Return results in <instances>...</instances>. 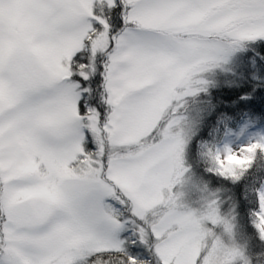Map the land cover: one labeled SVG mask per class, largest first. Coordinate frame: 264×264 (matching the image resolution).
Wrapping results in <instances>:
<instances>
[{"label": "snow or ice", "instance_id": "obj_1", "mask_svg": "<svg viewBox=\"0 0 264 264\" xmlns=\"http://www.w3.org/2000/svg\"><path fill=\"white\" fill-rule=\"evenodd\" d=\"M257 40L264 0H0V264L228 255L172 207L186 171L174 102Z\"/></svg>", "mask_w": 264, "mask_h": 264}, {"label": "rangeland", "instance_id": "obj_2", "mask_svg": "<svg viewBox=\"0 0 264 264\" xmlns=\"http://www.w3.org/2000/svg\"><path fill=\"white\" fill-rule=\"evenodd\" d=\"M248 43L245 42L230 50L218 66L203 74L202 78L206 83L201 90L196 91L195 94L183 96L179 101L174 102L176 116L180 120L179 130H182L184 141L182 164L183 168L186 169L182 177V183L176 186L175 191L184 193V202L192 209H201L207 202L215 201L219 216L231 220L234 225L231 241L224 232L223 225L213 226L208 224L206 226L213 228L214 233L226 245L235 242L241 248L244 259H237L235 264H257L253 256L249 254V242L244 237L248 235L251 237L250 235H254V231L257 232L253 223L255 218L253 213L258 211V208L249 214L250 217L246 216L248 223L244 222L242 224V219L236 208L235 191H233L240 181L233 182L219 176L214 171H210L211 165L208 164L205 158V152L208 148H211L222 153L226 147H230L232 141L235 145L231 149L238 150L250 143L264 140V118L244 113L235 121V123H238H234L233 128L229 126L232 120H214L215 124L212 123V126L214 124L212 132L210 127H204V121L212 110L211 91L240 83L244 66L247 63L251 65L254 63V59L249 56L250 54H246ZM220 131L223 133L221 136ZM209 134L210 140H208ZM211 136H213L212 140ZM89 147L94 150V146L90 145ZM223 184L229 186H223ZM255 201L256 206H258L256 195ZM243 217L245 218L244 215ZM247 230L249 232L245 233ZM130 235V231L125 232L122 233L121 238L126 239ZM257 235L258 241L264 246V241L260 240L258 232ZM129 250L137 255L143 254V249L135 244H129Z\"/></svg>", "mask_w": 264, "mask_h": 264}, {"label": "trees", "instance_id": "obj_3", "mask_svg": "<svg viewBox=\"0 0 264 264\" xmlns=\"http://www.w3.org/2000/svg\"><path fill=\"white\" fill-rule=\"evenodd\" d=\"M246 54H250L249 56L254 59V63L252 65L247 63L244 66L242 81L231 87L217 88L210 93L212 110L204 121V127H210L211 132L214 130V120H232L229 126L233 128L238 123L235 121L244 113L264 118V40L249 42L246 46ZM222 131H220V136L223 134ZM208 140H210V134ZM263 185L264 157L258 155L256 162L233 190L237 199L236 208L242 219V224L248 223L246 216L250 217L249 214L258 208L255 204V193ZM223 186L229 185L223 184ZM248 232L249 230L245 231V233ZM253 233L254 235H250L251 237L249 235L244 237L249 242V254L253 256L257 264H264V257H262L264 246L258 241L257 232L254 231Z\"/></svg>", "mask_w": 264, "mask_h": 264}, {"label": "clouds", "instance_id": "obj_4", "mask_svg": "<svg viewBox=\"0 0 264 264\" xmlns=\"http://www.w3.org/2000/svg\"><path fill=\"white\" fill-rule=\"evenodd\" d=\"M179 131L182 133V130ZM258 155L260 157H264V140L250 143L238 150H233L230 147H226L221 153L208 148L205 152V158L208 164L211 165L209 170L214 171L219 176L229 179L233 182H238L242 179V177L256 162ZM184 172L185 171L179 173L175 179V188L177 185L182 183ZM169 191L171 192V189H169ZM255 195L258 202V211L253 213L255 217L253 223L259 234L260 240L264 241V186H262L260 189H257ZM186 206L187 205L184 202V193L182 191H175V198L172 200V207L175 209H182ZM193 211L199 214L198 218L201 220V227L208 232L209 238L211 239L212 236H215L220 248L223 249L225 253H228V255H221L217 259L216 264H233V262L237 259H244L243 251L235 244V242H231L229 245H226L222 239L213 232L212 229H208L206 224L203 223V218L206 217L210 211H215L218 214L215 201L207 202L201 209H193ZM219 220V225H223L224 232L229 236L231 241L234 227L233 223L231 220L222 218L220 216ZM182 230V226H177L174 229V231ZM200 246H205L203 241L201 242Z\"/></svg>", "mask_w": 264, "mask_h": 264}, {"label": "bare ground", "instance_id": "obj_5", "mask_svg": "<svg viewBox=\"0 0 264 264\" xmlns=\"http://www.w3.org/2000/svg\"><path fill=\"white\" fill-rule=\"evenodd\" d=\"M234 145H235V143H234V141H232L231 144H230V148H231L232 146H234Z\"/></svg>", "mask_w": 264, "mask_h": 264}]
</instances>
